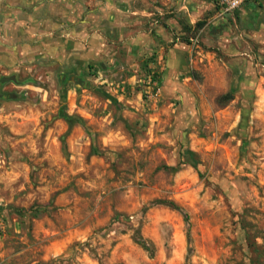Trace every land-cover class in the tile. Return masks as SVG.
I'll use <instances>...</instances> for the list:
<instances>
[{
    "label": "rangeland",
    "instance_id": "374dc122",
    "mask_svg": "<svg viewBox=\"0 0 264 264\" xmlns=\"http://www.w3.org/2000/svg\"><path fill=\"white\" fill-rule=\"evenodd\" d=\"M0 264H264V0H0Z\"/></svg>",
    "mask_w": 264,
    "mask_h": 264
},
{
    "label": "built area",
    "instance_id": "2783aa9c",
    "mask_svg": "<svg viewBox=\"0 0 264 264\" xmlns=\"http://www.w3.org/2000/svg\"><path fill=\"white\" fill-rule=\"evenodd\" d=\"M250 1L252 0H218L219 4L223 7V10H235Z\"/></svg>",
    "mask_w": 264,
    "mask_h": 264
},
{
    "label": "trees",
    "instance_id": "16d2710c",
    "mask_svg": "<svg viewBox=\"0 0 264 264\" xmlns=\"http://www.w3.org/2000/svg\"><path fill=\"white\" fill-rule=\"evenodd\" d=\"M205 24V21L204 20H199L197 23H196V26L198 27H201ZM226 96H228L229 98H232V94L231 93H227ZM158 202L160 203H164V204H167V205H173V207L175 208H179L180 206H178V204L174 201V200H166V199H160L158 200ZM143 245L149 249V245L148 243H146L144 240L142 241Z\"/></svg>",
    "mask_w": 264,
    "mask_h": 264
},
{
    "label": "crops",
    "instance_id": "0c3cea01",
    "mask_svg": "<svg viewBox=\"0 0 264 264\" xmlns=\"http://www.w3.org/2000/svg\"><path fill=\"white\" fill-rule=\"evenodd\" d=\"M249 3H252V1H250V2H248L247 4H249ZM138 11H146L147 13H152V11H149L147 8H145V9H138ZM137 12V10L135 11V13ZM166 12L167 13H169V12H171V11H169V10H166ZM160 14H162L163 13V11H160L159 12ZM168 19V18H167ZM205 21V20H204ZM165 27H167L166 25H164Z\"/></svg>",
    "mask_w": 264,
    "mask_h": 264
}]
</instances>
